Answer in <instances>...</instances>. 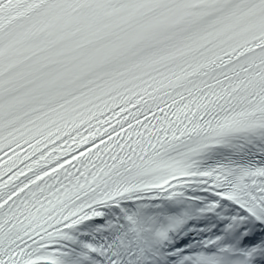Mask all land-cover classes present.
Returning a JSON list of instances; mask_svg holds the SVG:
<instances>
[{
    "label": "snow or ice",
    "instance_id": "obj_1",
    "mask_svg": "<svg viewBox=\"0 0 264 264\" xmlns=\"http://www.w3.org/2000/svg\"><path fill=\"white\" fill-rule=\"evenodd\" d=\"M0 264H264V0H0Z\"/></svg>",
    "mask_w": 264,
    "mask_h": 264
}]
</instances>
